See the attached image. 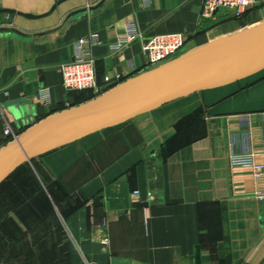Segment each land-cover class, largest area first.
<instances>
[{"label":"crops","instance_id":"0c3cea01","mask_svg":"<svg viewBox=\"0 0 264 264\" xmlns=\"http://www.w3.org/2000/svg\"><path fill=\"white\" fill-rule=\"evenodd\" d=\"M202 4L3 0L0 148L10 142L7 126L21 134L97 96L63 87L61 65L74 58L82 38L89 40L102 92L110 78L123 82L148 70L142 39L112 46L129 27L145 38L184 33L188 46L200 47L264 21V0L240 19L222 10L205 20ZM19 100L34 114L16 118L8 105ZM263 131L264 71L34 159L0 186V264H264V199L257 196L264 176L230 165L232 135L249 132L259 152ZM257 160L264 163V155ZM36 229L42 238L32 243ZM47 237L53 247H40Z\"/></svg>","mask_w":264,"mask_h":264},{"label":"water","instance_id":"95a60500","mask_svg":"<svg viewBox=\"0 0 264 264\" xmlns=\"http://www.w3.org/2000/svg\"><path fill=\"white\" fill-rule=\"evenodd\" d=\"M262 71L264 21L200 47L189 45L171 61L123 82L110 78L94 98L31 124L2 146L0 186L22 166L49 152L170 103L237 83ZM8 106L18 119L34 114L24 100Z\"/></svg>","mask_w":264,"mask_h":264},{"label":"built area","instance_id":"2783aa9c","mask_svg":"<svg viewBox=\"0 0 264 264\" xmlns=\"http://www.w3.org/2000/svg\"><path fill=\"white\" fill-rule=\"evenodd\" d=\"M3 0H0V5ZM257 6V0H203L201 17L205 20H215L220 11L226 10L234 14L238 19ZM137 39L143 40V50L147 63L146 68L151 69L167 63L182 54L187 49L190 38L184 33L175 32L155 35L145 38L135 27H129L125 37L120 38L112 46L115 49L123 48ZM89 40L82 38L74 45V58L61 65L63 75V87L68 93L79 91H93L97 95L101 92L98 78L97 63L88 48ZM48 97L45 89L42 99ZM5 136L10 141L19 134L11 126L5 129ZM231 145L233 152L230 156L231 167H246L252 170L255 178L264 176V163L257 160L258 155H264V131L262 134V147L259 152L253 150L250 133H239L232 135ZM136 195L139 191L134 192ZM257 196L264 199V190L257 193ZM153 199L152 194L148 195L146 201Z\"/></svg>","mask_w":264,"mask_h":264},{"label":"rangeland","instance_id":"374dc122","mask_svg":"<svg viewBox=\"0 0 264 264\" xmlns=\"http://www.w3.org/2000/svg\"><path fill=\"white\" fill-rule=\"evenodd\" d=\"M35 206H36V208L38 207V208H40L39 210L40 211H42V212H49L50 211V209H48V207L46 206V205H44V204H41V203H35ZM32 213V212H31ZM33 216L35 217V218H37V213H33ZM34 218V219H35ZM49 220H50V222H51V224H53V222H52V216H50L49 217ZM32 222H35L36 224H37V220L35 219L34 221H32ZM46 222H49V221H46ZM47 225L45 224L44 226H43V228H45ZM43 228H41V230L43 229ZM46 230V229H45ZM39 232V229L37 230H33V234H32V232H31V236L29 237V240H30V242H32V243H37L38 242V240H41L40 238H42L41 237V235L38 233ZM48 239H47V241H46V244L45 243H43V244H41V246L40 247H53V239L51 240V241H48V240H50L51 238H53V237H47ZM4 239H5V237H4ZM3 239V240H4ZM62 239H63V236H62ZM17 240V239H16ZM56 243H57V237H56ZM17 242V241H16ZM50 242V243H49ZM3 243H5V241L3 242ZM23 243H24V241H19L18 242V247H21L22 245H23ZM49 243V244H48ZM0 247H4L3 245H2V243H0ZM62 247H64V246H62Z\"/></svg>","mask_w":264,"mask_h":264},{"label":"bare ground","instance_id":"6f19581e","mask_svg":"<svg viewBox=\"0 0 264 264\" xmlns=\"http://www.w3.org/2000/svg\"><path fill=\"white\" fill-rule=\"evenodd\" d=\"M250 28V27H249Z\"/></svg>","mask_w":264,"mask_h":264}]
</instances>
